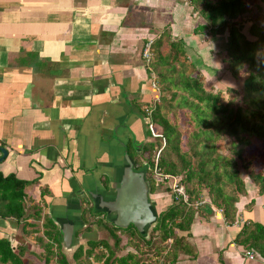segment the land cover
<instances>
[{"label": "crops", "instance_id": "1", "mask_svg": "<svg viewBox=\"0 0 264 264\" xmlns=\"http://www.w3.org/2000/svg\"><path fill=\"white\" fill-rule=\"evenodd\" d=\"M204 24L188 0H0V147L8 152L0 174L38 180L25 189L32 204L75 221L86 189L103 185L113 131L128 144L129 129L140 139L139 108L158 100L142 58L148 41L154 45L169 31L208 89L228 85L220 58L228 25L197 33ZM245 183L232 224L202 197L206 213L178 232L191 252L179 253L174 264H264L234 243L244 222L264 224V195ZM155 198L164 208L173 201L167 190ZM17 235L16 222L0 219V239ZM26 241L33 250L34 239Z\"/></svg>", "mask_w": 264, "mask_h": 264}, {"label": "trees", "instance_id": "2", "mask_svg": "<svg viewBox=\"0 0 264 264\" xmlns=\"http://www.w3.org/2000/svg\"><path fill=\"white\" fill-rule=\"evenodd\" d=\"M188 1L206 22L197 33L208 35L225 24L229 26L221 58L230 75L226 99L205 86L182 42L172 40L165 31L154 43L148 65L159 91L158 100L139 108L146 120L148 140L139 153L131 143L127 148L136 169L144 163L149 165L147 179L152 194L157 184L154 157L159 151V171L178 178L188 200H173L166 206L145 239L132 225L122 229L106 222L105 215L95 214L85 197L81 208L86 225L83 231H92L95 224L107 232L112 244L106 239L79 244L71 256L74 264H90L92 259L101 264H174L179 253L191 252L186 238L178 232L189 230L197 212L206 213L205 204L195 207L204 195L208 206L222 210L227 224L237 221L238 204L245 193L241 170L264 195V166H254L256 158L246 152L254 141L264 143V0ZM238 20L249 23L247 35L240 31ZM148 123L158 137L152 136ZM36 183L38 180L0 174V219L16 222L20 231L15 238L0 239V264H33L29 257L43 264H71L62 251L58 226L25 193ZM102 183L108 186L107 176ZM45 189L42 196L49 194ZM252 205L253 201L246 208ZM29 237L34 239L33 250L26 241ZM13 239L18 242L16 247ZM234 243L264 258V224L244 222ZM129 246L135 251L117 254Z\"/></svg>", "mask_w": 264, "mask_h": 264}, {"label": "water", "instance_id": "3", "mask_svg": "<svg viewBox=\"0 0 264 264\" xmlns=\"http://www.w3.org/2000/svg\"><path fill=\"white\" fill-rule=\"evenodd\" d=\"M142 137L138 139L134 132L129 129L131 144L134 150L141 152L144 143L148 140L146 131V120L141 116ZM116 144L109 154L106 176L108 187L104 188L101 183H96L94 188L86 189L85 195L90 201L95 214H104L105 221L117 228L133 226L139 235L148 238L149 231L156 225L159 215L164 207L158 203L155 194L151 193L150 183L147 179L149 165L144 163L136 169L134 160L129 155L128 141L122 140L114 130ZM0 163L7 157L8 152L0 147ZM50 217L56 223L62 235V248L72 252L79 241H97V228L93 226L91 232H85L78 238L75 234L81 230L84 223L81 218V209L78 218L73 221L62 218L50 211Z\"/></svg>", "mask_w": 264, "mask_h": 264}, {"label": "rangeland", "instance_id": "4", "mask_svg": "<svg viewBox=\"0 0 264 264\" xmlns=\"http://www.w3.org/2000/svg\"><path fill=\"white\" fill-rule=\"evenodd\" d=\"M238 24H239V29L241 32H243L245 35H247V30H248V26H249V23L248 22H240V20H238ZM229 27V26H228ZM225 54L222 53V55H220V58H223ZM242 80V79H240ZM224 87V88H223ZM221 91H218L216 89H214L213 91L214 92H220L224 99H226V93H225V86L223 85L221 88H220ZM255 143L251 144L248 148H246V152L249 154V155H252L254 156L256 159L254 161V166H256L257 168H261L264 166V162L262 161V159H264V143H261V142H258V141H254ZM240 176L241 178L244 180V181H250L245 173V171L241 170L240 171ZM155 192L154 194L158 193L159 191H164L166 190V186L165 185H157L155 184ZM93 226H96L97 228V235H96V238L97 239H106L109 241L110 244H112V240L108 237V234L105 230L103 229H100L97 225H93ZM93 226H92V229H93ZM150 233V231H149ZM148 237H149V234H148ZM123 244L126 242V239L123 238ZM63 253L66 255L68 261L71 263V264H74L72 259H71V256H72V252H68V251H65L64 249H62ZM135 250L129 246V247H126L125 249H123L122 251L118 252L117 254L118 255H126L128 252H134ZM30 261L33 263V264H43L42 262H40V260L36 259L35 257H31L30 258ZM29 261V262H30ZM50 264H54V261H52ZM90 264H101V263H98V262H95L93 259L92 261H90Z\"/></svg>", "mask_w": 264, "mask_h": 264}, {"label": "built area", "instance_id": "5", "mask_svg": "<svg viewBox=\"0 0 264 264\" xmlns=\"http://www.w3.org/2000/svg\"><path fill=\"white\" fill-rule=\"evenodd\" d=\"M152 45H153V41H148L144 45L143 50H142V58L145 61L147 66L149 65L151 61V57H152ZM152 84H153V87H156L155 77H153ZM147 126L153 137L159 136L156 134L155 130L153 129L150 123H148ZM158 154H159V151L154 157V168H153V176L157 181V185H165L169 189V191H171L173 200L187 202L188 196L185 192L183 184L179 181V179L171 175L163 174L159 171L157 167ZM204 204H205L204 201L199 200V202L196 203L195 207L197 208ZM218 210L222 212V210L220 209ZM248 255L250 258L253 257V254L250 252L248 253Z\"/></svg>", "mask_w": 264, "mask_h": 264}, {"label": "flooded vegetation", "instance_id": "6", "mask_svg": "<svg viewBox=\"0 0 264 264\" xmlns=\"http://www.w3.org/2000/svg\"><path fill=\"white\" fill-rule=\"evenodd\" d=\"M90 205H91V203H90ZM82 208V207H81ZM98 219V218H97ZM82 221H83V219H82ZM88 221V220H87ZM90 222V224L92 223V221L91 220H89ZM83 223H84V221H83ZM94 225V224H93ZM92 225V226H93ZM84 226H86L85 225V223H84ZM85 227H83L80 231H78L76 234H75V236L78 238L79 236H81L83 233H85V231H83V229H84ZM91 232V231H90Z\"/></svg>", "mask_w": 264, "mask_h": 264}]
</instances>
